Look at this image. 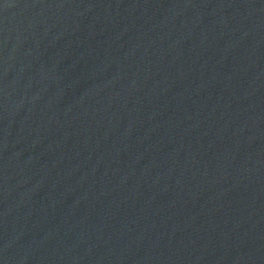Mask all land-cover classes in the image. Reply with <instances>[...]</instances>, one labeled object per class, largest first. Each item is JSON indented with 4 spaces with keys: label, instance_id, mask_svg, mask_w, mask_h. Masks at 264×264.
<instances>
[{
    "label": "water",
    "instance_id": "95a60500",
    "mask_svg": "<svg viewBox=\"0 0 264 264\" xmlns=\"http://www.w3.org/2000/svg\"><path fill=\"white\" fill-rule=\"evenodd\" d=\"M0 264H264V0H0Z\"/></svg>",
    "mask_w": 264,
    "mask_h": 264
}]
</instances>
